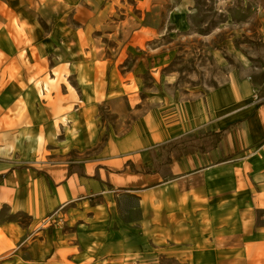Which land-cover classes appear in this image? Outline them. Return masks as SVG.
<instances>
[{
    "label": "crops",
    "instance_id": "1",
    "mask_svg": "<svg viewBox=\"0 0 264 264\" xmlns=\"http://www.w3.org/2000/svg\"><path fill=\"white\" fill-rule=\"evenodd\" d=\"M11 1L15 9L0 0V264H82L78 234L56 218L115 196L138 215L118 235L126 255L140 241L149 258L152 242L185 264H264V101L254 99L255 91L264 99V66L188 102L167 124L151 111L98 149L83 110L95 108L98 89L73 88L65 68L83 61L79 33L88 30L77 19L118 0ZM166 2L137 0L146 11ZM68 13L78 23L71 38L42 29L40 19L54 24ZM92 49L84 60L100 61ZM224 130L216 149L146 172L160 146Z\"/></svg>",
    "mask_w": 264,
    "mask_h": 264
},
{
    "label": "rangeland",
    "instance_id": "2",
    "mask_svg": "<svg viewBox=\"0 0 264 264\" xmlns=\"http://www.w3.org/2000/svg\"><path fill=\"white\" fill-rule=\"evenodd\" d=\"M3 2L16 8L11 0ZM181 2L167 0L146 11L137 0H118L92 19H77L88 30L79 33L83 61H69L65 74L81 93L98 89L95 108H83L97 125L98 149L138 128L147 113L158 110L167 124L188 102L264 66V0H194L183 8ZM49 8L58 11L54 4ZM44 19L42 29L54 39L62 30L71 38L78 27L72 13L54 24ZM91 48L100 61L84 60H90ZM121 197L80 204L56 218L70 236L78 234L82 264H185L152 242L146 249L153 258L145 257L140 241L128 243L129 256L123 253L118 235L138 215L123 208L128 200Z\"/></svg>",
    "mask_w": 264,
    "mask_h": 264
},
{
    "label": "trees",
    "instance_id": "3",
    "mask_svg": "<svg viewBox=\"0 0 264 264\" xmlns=\"http://www.w3.org/2000/svg\"><path fill=\"white\" fill-rule=\"evenodd\" d=\"M226 132L227 130L185 136L162 145L157 151H152L153 165L147 167L146 172H157L162 166L169 165L173 160H180L184 156L212 151L221 144Z\"/></svg>",
    "mask_w": 264,
    "mask_h": 264
},
{
    "label": "built area",
    "instance_id": "4",
    "mask_svg": "<svg viewBox=\"0 0 264 264\" xmlns=\"http://www.w3.org/2000/svg\"><path fill=\"white\" fill-rule=\"evenodd\" d=\"M254 99H255V101L258 102V103H261V102L264 101V99H263L262 97H260L258 91H255V93H254Z\"/></svg>",
    "mask_w": 264,
    "mask_h": 264
}]
</instances>
